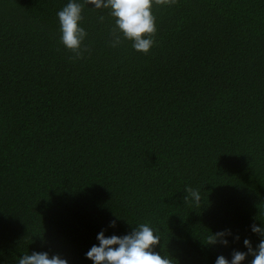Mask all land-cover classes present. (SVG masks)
<instances>
[{
    "label": "trees",
    "instance_id": "16d2710c",
    "mask_svg": "<svg viewBox=\"0 0 264 264\" xmlns=\"http://www.w3.org/2000/svg\"><path fill=\"white\" fill-rule=\"evenodd\" d=\"M67 2L0 0V264L32 250L91 264L83 254L101 228L119 235L139 223L158 230L156 250L174 264L243 250L206 245L225 228L255 244L264 0L154 3L147 53L124 39L110 47L108 10L78 0L79 59L59 40ZM186 185L199 202L184 199Z\"/></svg>",
    "mask_w": 264,
    "mask_h": 264
},
{
    "label": "clouds",
    "instance_id": "9594fccd",
    "mask_svg": "<svg viewBox=\"0 0 264 264\" xmlns=\"http://www.w3.org/2000/svg\"><path fill=\"white\" fill-rule=\"evenodd\" d=\"M170 0H84L85 5L95 9H107L113 18V28L110 30V47H118L121 40L131 41L134 51L147 53L154 45L156 32L155 17L152 14L153 4H169ZM83 5L78 0L68 2L56 12L59 25L60 43L72 53L74 58H81L87 48L82 47L87 33L80 26ZM103 20V16L99 17ZM185 200L197 203L201 200V193L190 186H185ZM110 219L107 228L115 230L118 220ZM124 234L113 231L106 235L107 229L101 228L95 235L93 243L85 252L84 258L91 264H174L173 257L161 255L156 246L161 242L158 230L148 223L129 225ZM249 231L257 237V242L248 238H241L230 228L210 232L207 236L208 246L229 247L230 243L240 241L243 250L232 248L229 256L218 254L213 264H264V222L256 223L255 219L249 224ZM251 257L250 260H247ZM16 264H69V260L58 254L46 250H32L21 254Z\"/></svg>",
    "mask_w": 264,
    "mask_h": 264
}]
</instances>
